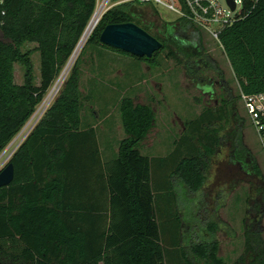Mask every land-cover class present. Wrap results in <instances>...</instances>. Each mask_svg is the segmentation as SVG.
Segmentation results:
<instances>
[{"label": "trees", "instance_id": "16d2710c", "mask_svg": "<svg viewBox=\"0 0 264 264\" xmlns=\"http://www.w3.org/2000/svg\"><path fill=\"white\" fill-rule=\"evenodd\" d=\"M132 5L157 12L136 2L109 9L81 55L90 46L152 69L160 66L158 58L167 52V59L180 55L186 69L211 73L222 81V73L202 48L201 36L187 20L147 25L131 12ZM95 6L96 0H0V152L31 119L66 67ZM245 7L242 18L222 31L219 42L240 93L253 95L264 93V1ZM124 23L140 27L163 49L151 59H140L100 43L105 27ZM26 44L35 47L23 50ZM33 53L39 55L38 84ZM16 65L23 68L21 85L14 82ZM80 73L77 61L54 101L8 161L14 177L9 186L0 188V264H195L182 245L191 212L196 215L193 225H204L210 236L219 227L208 220L206 202L189 196L203 188L205 172L221 145V132L228 116L235 114L231 94L221 85L220 106L204 109L185 123L173 150L155 158L138 150L153 128V111L122 98L118 112L123 137L108 143L111 149L116 144L118 152L103 162L95 132L81 126V112L90 96L83 97L80 91ZM242 123L239 119L233 133L229 163L245 177L260 181L256 161L243 145ZM183 202L189 203V210ZM249 229L241 260L264 264L260 220ZM189 248L199 261L226 264L214 241L198 240Z\"/></svg>", "mask_w": 264, "mask_h": 264}, {"label": "rangeland", "instance_id": "374dc122", "mask_svg": "<svg viewBox=\"0 0 264 264\" xmlns=\"http://www.w3.org/2000/svg\"><path fill=\"white\" fill-rule=\"evenodd\" d=\"M118 1L120 0H111L110 5ZM129 8L134 15L147 25L173 23L178 18L175 14L164 9H158L155 12L148 6L132 5ZM201 38V45L206 55L222 73V81L213 78L211 73H197L186 69V62L180 55H177L176 60L167 59V52L159 56L160 66L158 68L151 69L146 64L135 60H133L134 64L126 67L116 62L114 64L106 63L103 58H101L102 61L98 60V63L99 61L100 63L97 66L92 47L86 48L83 55H81L86 44H84L69 68L67 76L78 61L81 70L80 91L83 97L90 96L88 101L84 102V112L93 113L94 110L98 120L107 116L111 123L117 122L118 125V121H120L118 103L122 98H130L135 104L148 106L154 113L155 122L146 139L138 147L140 153L148 157L168 155L173 150L175 142L185 132V123L196 119L204 109L220 106L223 100V92L220 90L221 85L229 91L235 103V114L228 116V123L224 132H221V137H223L221 145L212 157L209 168L205 172L206 182L203 188L197 195L189 196L195 201L203 199L206 202L208 220L217 223L219 230L212 237L205 231L204 225L196 228L193 225V222H195L193 219L196 215L195 212H191V225H185L182 245L189 260L195 264H208L199 261L190 252L191 243L193 244L198 240L218 243V256L223 258L226 264H248V258H243V261L241 259L245 254L247 236H250L251 233L249 228L254 221L260 220L259 236L264 243V204L262 194L258 192L262 187V183L254 178L245 177L241 171L229 163L231 141L235 128L239 124V119H243V126L240 128L243 145L257 159L263 174L264 155L261 152L255 132L245 120L243 107L239 99L240 90L223 50L217 42L210 41L204 35H201ZM34 47L33 44H26L23 50H31ZM31 60L35 82L38 84L39 55L33 53ZM92 60H95L94 65H91ZM93 68H96L99 74L92 77L89 71ZM119 69L124 70L128 77H121L120 72H118ZM59 77L52 87H54ZM14 82L17 85L23 84V68L19 65L14 68ZM122 86L125 89L127 87L130 89L124 94L113 90L115 88L121 91L124 89ZM27 124L28 122L0 152V171L8 163L10 158L7 159V157L9 154L24 136L28 129V127L26 128ZM226 133L227 138L224 136ZM122 137L123 135L120 134L119 140ZM182 199H184V196ZM198 203L200 202L198 201ZM183 204L189 210V203L183 202ZM201 216H205V213Z\"/></svg>", "mask_w": 264, "mask_h": 264}, {"label": "built area", "instance_id": "2783aa9c", "mask_svg": "<svg viewBox=\"0 0 264 264\" xmlns=\"http://www.w3.org/2000/svg\"><path fill=\"white\" fill-rule=\"evenodd\" d=\"M234 3V10L230 9L226 0H120L110 5L111 0H96L94 14L90 20H96L98 24L102 15L109 9L126 2H136L141 5H149L158 9H164L168 12L175 14L177 19H185L192 26L197 34L206 36L210 41H215L222 49L220 44V34L226 28L231 27L239 19L245 5L252 8L259 2L264 0H232ZM53 88V87H52ZM48 91L42 103L38 106L37 110L28 121L24 136L15 147L18 146L27 138L37 122L45 114L46 110L53 101L49 99V94L52 90ZM59 92V91H58ZM58 94V93H57ZM244 117L247 123L255 132L262 154L264 155V93L245 95L239 94ZM13 154V153H12ZM11 154V155H12ZM11 157V156H10Z\"/></svg>", "mask_w": 264, "mask_h": 264}, {"label": "water", "instance_id": "95a60500", "mask_svg": "<svg viewBox=\"0 0 264 264\" xmlns=\"http://www.w3.org/2000/svg\"><path fill=\"white\" fill-rule=\"evenodd\" d=\"M226 1L230 6V9L234 10L233 1ZM99 41L106 47L140 59H151L154 53L163 49V44L160 41L133 23L109 25L105 27L100 34ZM14 151L15 149L13 152ZM11 154H9L7 159L10 158ZM13 177V165L11 163H7L6 166L0 171V188L9 186L13 181Z\"/></svg>", "mask_w": 264, "mask_h": 264}, {"label": "crops", "instance_id": "0c3cea01", "mask_svg": "<svg viewBox=\"0 0 264 264\" xmlns=\"http://www.w3.org/2000/svg\"><path fill=\"white\" fill-rule=\"evenodd\" d=\"M94 56L96 57L97 66L99 65L100 61H102L103 59L106 63L114 64L116 62V63H118L122 66H126V67H128L131 64H134V61L131 58L124 57L122 55H119V54H116V53H113L110 51H106L103 49H99V48H96V50H94ZM101 58H103V59H101ZM99 59H100V61L98 63ZM94 62H95V60H92L91 65H94ZM89 72H90L92 77L94 75L99 74L98 71L96 70V68H93ZM118 72H120L121 77H128V75L126 74V72L124 70L119 69ZM124 79H126V78H124ZM124 79H123V81H124ZM122 88H124V87L122 86ZM128 89H130V88L127 87L126 89L124 88L120 91L119 89L113 88V90H115L116 92L121 93V94H124ZM81 122H82L81 126L84 129L90 128L95 132L96 139H97L98 146H99V150L101 153L102 161L106 162V161L113 159V157H115L117 152H118V146H116V144H114V147H112L114 149H111V148H108V143L110 142L113 145V141L115 143V141L119 140V138H118L119 135L121 134V136H122V129H121L120 121H118V125H117V122L111 123V121L109 120V118L107 116L101 120H98L96 112L93 110V113L81 112ZM155 157L156 156H154V155L150 156V158H155Z\"/></svg>", "mask_w": 264, "mask_h": 264}, {"label": "bare ground", "instance_id": "6f19581e", "mask_svg": "<svg viewBox=\"0 0 264 264\" xmlns=\"http://www.w3.org/2000/svg\"><path fill=\"white\" fill-rule=\"evenodd\" d=\"M95 27H96V20L93 19V21L90 22V24L88 25L85 33L82 35L78 46L75 48L73 54L71 55L68 65L66 66V68L63 71L62 75L59 77L58 81L55 83L53 89L51 90V92L49 94V99L50 100H52L54 98V96L57 94V92L59 91L61 84L63 83L65 77L67 76L69 68L74 63L75 59L77 58V55L79 54L80 50L84 46L85 42L87 41V39L89 38L90 34L92 33V31L94 30Z\"/></svg>", "mask_w": 264, "mask_h": 264}, {"label": "flooded vegetation", "instance_id": "af4514ba", "mask_svg": "<svg viewBox=\"0 0 264 264\" xmlns=\"http://www.w3.org/2000/svg\"><path fill=\"white\" fill-rule=\"evenodd\" d=\"M255 159V158H254ZM255 161H256V164H257V166H258V168H259V170H260V172H261V183H262V187H261V191H262V195H261V197H262V201H263V204H264V174L262 173V171H261V167H260V165H259V163H258V161H257V159H255ZM264 209V208H263Z\"/></svg>", "mask_w": 264, "mask_h": 264}]
</instances>
